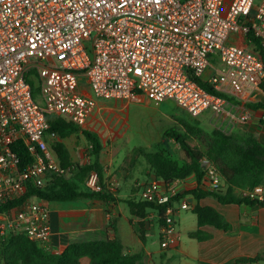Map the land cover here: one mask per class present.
<instances>
[{"label":"built area","instance_id":"obj_1","mask_svg":"<svg viewBox=\"0 0 264 264\" xmlns=\"http://www.w3.org/2000/svg\"><path fill=\"white\" fill-rule=\"evenodd\" d=\"M248 33L264 48V0H0V205L20 199L29 182L42 188L52 174L69 176L51 147L59 137L49 132L48 115L83 127L98 100L146 98L172 101L197 118L226 104L197 79L238 99L259 89L264 68ZM211 55L224 67L214 68ZM17 142L31 157L23 167ZM203 164L205 185L218 189L219 175ZM87 186L100 190L95 172ZM239 193L264 205L263 185ZM177 194L157 179L143 186V199L168 203L162 249L178 239L174 205L188 208L169 203ZM9 232L56 253L51 211L37 198L0 214V237Z\"/></svg>","mask_w":264,"mask_h":264},{"label":"trees","instance_id":"obj_2","mask_svg":"<svg viewBox=\"0 0 264 264\" xmlns=\"http://www.w3.org/2000/svg\"><path fill=\"white\" fill-rule=\"evenodd\" d=\"M246 41L248 45H252L253 52L258 55L264 68V48L260 45L259 39L255 38L252 33H248ZM197 82L204 89L225 98L230 103L251 110L264 109L263 103H242L232 96L214 90L201 79H197ZM29 83L34 89V95H36L37 83L33 79H30ZM259 89L264 93V78L259 84ZM47 122L49 132H55L59 137V140L51 144V147L56 154L60 167L69 170V176L52 174L42 188H37L29 182L20 199L0 205V214L30 198H37L46 203L97 200L108 205L117 202L116 197L100 184L101 169L98 161L102 146L98 135L84 130L58 115H48ZM76 133H81L91 146L92 161L90 163L74 165L69 151L62 143V140ZM166 136L173 139L178 145L175 160L161 151L151 153L143 151L142 148L133 151L143 157L154 177L165 187H169L176 180H184L193 173L196 186L186 194H191L197 201L212 197L220 204L262 205L242 197L239 193L240 190L264 185V146L252 135L226 134L221 130L214 129L211 135L207 136L201 129L186 125L183 132L179 133L171 129L166 133ZM195 137H198L199 140H194ZM13 150L20 159L22 167L31 161V157L22 142L14 144ZM135 159L132 157L131 161L133 162ZM203 160H207L219 175L220 185L218 189H210L205 185L203 178L206 167ZM91 172L96 173L100 190H81L78 184L84 183L85 178ZM183 195L178 192L175 197L170 199L169 203L179 201ZM125 203L130 214L140 219L146 218L148 212L156 211L160 224L163 223L162 214L168 205V203L158 204L143 198L139 200L128 199ZM192 213L196 216L198 228L189 234L190 238L198 241L209 239L211 235L200 229L203 226H213L223 231L231 229L230 223L210 206L196 204L192 208ZM109 226L115 229L111 221ZM140 237L144 241L143 236ZM83 257H87L90 264H140L142 259L139 254L124 253L123 246L117 237L110 240L72 242L58 253L48 252L38 247L22 234L9 232L0 237V264H78ZM259 262L264 263V255L259 254L246 260H236L235 264H256Z\"/></svg>","mask_w":264,"mask_h":264},{"label":"crops","instance_id":"obj_3","mask_svg":"<svg viewBox=\"0 0 264 264\" xmlns=\"http://www.w3.org/2000/svg\"><path fill=\"white\" fill-rule=\"evenodd\" d=\"M235 99L242 103L253 101L250 103L260 102L264 104V93L260 89H257L251 92V94L245 95L244 99ZM116 101L118 99L98 100L96 103L97 108L90 113L82 129L89 131L90 128H97L99 119L102 118L101 111L111 108V104ZM122 101L124 100L118 102L122 103ZM124 102L123 105H127L132 101ZM140 102L146 107H150L153 104L146 98ZM211 114L217 115L215 117L220 120V123L224 124L222 130L220 129L222 132L226 134H250L264 146V109L251 110L226 101L222 113ZM169 116L168 112L161 115V117H164L162 120L164 119L165 121L168 120ZM72 136L62 140V143H64L69 151L72 163L74 165L90 163L92 157L90 154L85 155V150H87L89 144L85 140V145H82L80 142V144L78 143V145L74 146V143L70 142ZM162 136L161 134L156 137L158 149L156 148L155 152L163 151L168 155L170 152H168L167 148L169 149L172 145L166 137L162 138ZM100 142L102 146L98 161L101 169L100 184L109 190L118 201L108 205L97 200L59 202L64 205H52L55 202L46 203L49 204L48 207L51 211V249L58 253L72 242L110 240L117 237L123 246L124 253L139 254L142 258L140 264H150L152 255L144 243L146 240L145 235L148 231L151 232L155 216L153 213L148 212L146 218L140 219L131 215L129 208L128 211H125L121 205L126 200L133 199L137 195V186L140 185L137 175L145 173L148 182L156 180V178L143 158H136L133 162L130 160V164L128 163L127 165L128 159L119 160L117 156L118 148L113 147L110 144L111 142L109 143L106 140L104 144L101 139ZM163 144H167V148H164ZM151 147L150 141L148 145L141 148H146V152H149L148 149H151ZM172 148L175 151V158L172 159L175 160L178 147L172 146ZM172 184L178 192L184 194L180 202L185 201L188 205L186 199H191V211L196 204L210 206L230 223L231 229L223 231L213 226H203L200 229L210 234L211 237L203 241L191 238L195 243L192 244L191 249H187V246H184L185 244L181 246L178 243L180 235L178 232V211L180 208L178 207L176 213L178 239L174 246L163 250L175 248L184 257V264H235L236 260H246L259 254L264 255V206L244 203L238 205L220 204L212 197H206L197 201L191 194H186L196 186V179L193 173L186 179L176 180ZM161 186L163 187L162 183ZM39 202L44 203L42 200H39ZM110 221L113 223L115 229L109 226ZM157 222L160 237V227L162 224L159 223V218ZM197 228L196 224L195 230L189 234L195 232ZM140 236H143L144 241L141 240ZM78 264H90V261L87 257H83L79 260Z\"/></svg>","mask_w":264,"mask_h":264},{"label":"rangeland","instance_id":"obj_4","mask_svg":"<svg viewBox=\"0 0 264 264\" xmlns=\"http://www.w3.org/2000/svg\"><path fill=\"white\" fill-rule=\"evenodd\" d=\"M210 62L212 63L214 68H223L224 65L221 61H219L214 56L209 57ZM37 102L41 101L39 94H36ZM120 101V100H118ZM114 102L111 104V108L103 109L101 111L102 118L99 119V123L97 124V128H90L89 131L96 133L105 144L107 142H111L110 144L113 147L118 148V159H128V163L130 164V160L132 157L134 158H143L140 154L135 151L137 148L144 147L148 145L151 141L152 147L149 148V152H155L157 145L156 137L163 135L162 138L166 137L172 146L178 147L173 139L166 136V133L171 129H174L176 132H183L185 130V126H192L198 129H201L207 136L211 135V132L214 129L222 130L224 124L220 123V120L212 115L211 112L207 111L198 116L197 118L192 117L187 112L180 109L173 102L167 100L165 102L159 104L150 105V107L144 106L143 103L132 101L130 104L123 105L124 101ZM253 102V101H250ZM97 108V107H95ZM168 112L170 115L168 120H162V114ZM162 113V114H161ZM159 129V130H158ZM158 130V131H156ZM225 130V129H224ZM155 138H153L152 137ZM70 142L74 146L78 145V143L85 145V139L83 136L78 133V135H73ZM153 138V139H152ZM171 140V141H170ZM194 140H199L198 137H195ZM53 144V143H52ZM172 146L167 148V144H163L164 148H167L169 158H175V151ZM143 151H146V148H142ZM158 149V148H157ZM163 152V151H161ZM85 155H89L88 150H85ZM138 176L139 186H137V195L133 198L139 200L143 198L142 191L143 185L148 184L147 175L140 174ZM89 180V176L85 178L84 183H79L78 186L81 190H91L87 186V182ZM189 205V208L186 210L179 209L178 211V232L179 239L178 243L182 246H187V249L192 248V244L195 243L194 240L188 237V234L195 230L196 226V217L192 213L190 209V198L186 199ZM180 201V200H179ZM177 201V202H179ZM46 204V202H44ZM49 206V204H46ZM52 205H64L59 202H55ZM125 211H128V207L125 203L121 205ZM176 208L179 207V204L174 205ZM49 208V207H48ZM155 216V220L151 227V232L145 235V247L151 253V262L150 264H184V257L175 249L171 248L168 250H163L160 247V237H159V227H158V214L156 211H150ZM127 215H129L127 213ZM126 224L125 222H122ZM122 225V224H121ZM177 231V230H176ZM177 232V236H178ZM264 264V263H261Z\"/></svg>","mask_w":264,"mask_h":264}]
</instances>
